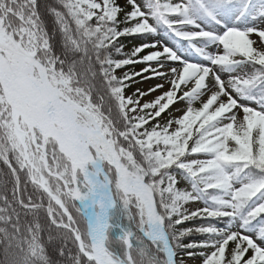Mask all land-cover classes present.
Returning a JSON list of instances; mask_svg holds the SVG:
<instances>
[{
  "label": "snow or ice",
  "instance_id": "obj_1",
  "mask_svg": "<svg viewBox=\"0 0 264 264\" xmlns=\"http://www.w3.org/2000/svg\"><path fill=\"white\" fill-rule=\"evenodd\" d=\"M0 256L264 264V0H0Z\"/></svg>",
  "mask_w": 264,
  "mask_h": 264
},
{
  "label": "rangeland",
  "instance_id": "obj_2",
  "mask_svg": "<svg viewBox=\"0 0 264 264\" xmlns=\"http://www.w3.org/2000/svg\"><path fill=\"white\" fill-rule=\"evenodd\" d=\"M136 44H138V43H136ZM156 82L157 81H145V82H143V83H141L139 85H134L133 88L139 87L141 89H147L148 87H150L152 84H154ZM192 207L195 208V207H197V205H192ZM188 264H197V261H195V260H189Z\"/></svg>",
  "mask_w": 264,
  "mask_h": 264
},
{
  "label": "trees",
  "instance_id": "obj_3",
  "mask_svg": "<svg viewBox=\"0 0 264 264\" xmlns=\"http://www.w3.org/2000/svg\"><path fill=\"white\" fill-rule=\"evenodd\" d=\"M123 39V38H122ZM141 41L137 38H127L125 40L126 45L131 46V44H136V43H140ZM135 67L136 70H139L140 67H142V65H137V66H133ZM0 258H2V256H0Z\"/></svg>",
  "mask_w": 264,
  "mask_h": 264
}]
</instances>
